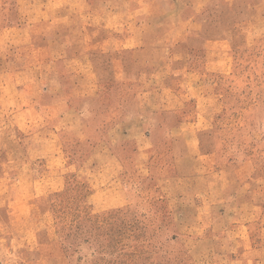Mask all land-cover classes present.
<instances>
[{"label": "rangeland", "instance_id": "374dc122", "mask_svg": "<svg viewBox=\"0 0 264 264\" xmlns=\"http://www.w3.org/2000/svg\"><path fill=\"white\" fill-rule=\"evenodd\" d=\"M200 4L97 14L163 16L145 58L174 37L222 48L200 82L112 83L103 56L97 73L68 66L60 88L56 73L12 77L8 98L46 76L68 101L0 105V264H264V0Z\"/></svg>", "mask_w": 264, "mask_h": 264}, {"label": "crops", "instance_id": "0c3cea01", "mask_svg": "<svg viewBox=\"0 0 264 264\" xmlns=\"http://www.w3.org/2000/svg\"><path fill=\"white\" fill-rule=\"evenodd\" d=\"M162 1L14 0V21L9 19L8 7L4 9L6 17L4 20L0 19V105L25 103L33 109L40 104L45 109L50 104H65L68 100H63V93L56 96L51 92L49 84L45 82L46 76L36 78L41 82L40 86H35V94L32 91L26 98L23 97V102L18 98L6 97L5 88L8 87L6 91L9 90L11 94L18 87L14 85L15 79L12 78L17 73H56L60 88L63 78L69 72L67 67L72 64L81 67L74 70L77 73L103 71L100 70L97 56L107 59L106 71L113 74L112 83H144L152 78L157 80L162 73L179 75L178 84L193 79L200 82L199 76L210 66L211 55L225 56L222 48H211L205 43L200 50L192 53L180 46L179 40L174 37L167 39L168 48L164 45L165 50L161 54L145 58L143 52L150 37L147 31L154 27L152 21H161L163 16L138 17L130 23L129 20L114 22L111 18L97 15L98 10L102 13L105 11V16H112L114 9L121 8L140 12L179 7V0ZM199 1L202 4L197 5V8H202L207 0ZM2 5L3 2L0 1V11L3 9ZM106 10L111 11L108 13ZM222 67H225V63ZM4 74H7L9 82L4 81L5 84H2ZM145 74H149L148 77ZM31 79L30 82L37 81L35 77ZM22 85L25 90L27 85ZM86 86L80 85V88ZM161 87H165L164 84L161 83ZM170 91H174V87H170ZM28 114L32 115V112L29 111ZM43 114L47 117L46 113Z\"/></svg>", "mask_w": 264, "mask_h": 264}]
</instances>
